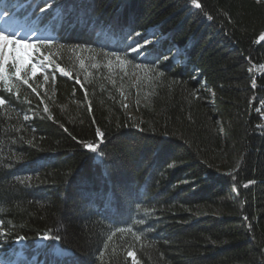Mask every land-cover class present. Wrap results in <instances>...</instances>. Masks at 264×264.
<instances>
[{
	"label": "trees",
	"instance_id": "trees-1",
	"mask_svg": "<svg viewBox=\"0 0 264 264\" xmlns=\"http://www.w3.org/2000/svg\"><path fill=\"white\" fill-rule=\"evenodd\" d=\"M198 3L52 0L57 39L33 54L48 79L11 62L0 78L1 246L53 264H264V0ZM152 33L126 106L95 66Z\"/></svg>",
	"mask_w": 264,
	"mask_h": 264
},
{
	"label": "rangeland",
	"instance_id": "rangeland-1",
	"mask_svg": "<svg viewBox=\"0 0 264 264\" xmlns=\"http://www.w3.org/2000/svg\"><path fill=\"white\" fill-rule=\"evenodd\" d=\"M41 2H43V0H29V1L0 0V23L3 22V20H6L5 21L6 23H4L2 30L10 34L19 33L20 31L19 28L26 24V27H24L25 29L24 32L26 30L28 31L24 34L25 36L31 35L32 32L38 29V32L41 34L39 35L41 38L43 39H47L48 37L56 38V35L53 32L52 23L50 21L43 22L45 13L43 14L39 13L38 17H35L34 15L35 11L38 9V6ZM29 6H31V11H29V13L26 16L19 15L20 9L23 8V11L25 12L26 10H28ZM54 17L59 18L58 11L56 12ZM17 19L19 21L16 22ZM18 23L20 25L17 27ZM19 34L21 35V33ZM153 41H155V43L157 42V40H153ZM23 51L27 52L26 50ZM141 51H143V49H141ZM31 54L33 56V51H31ZM129 54H134L137 57H131ZM177 54L178 52L176 53V56ZM79 58H80L79 60L80 66L85 69H88L89 68L88 59L86 58V55H80ZM137 58H143V57L139 56L135 51H131V50H128V52H112L107 57L102 59L104 60V62L99 63L95 66V68L98 69L100 76L102 75L107 80L112 81L114 84H118L121 92V96L124 98L126 106L134 104L135 102H141L142 100V97H140V92H141L140 80L143 77L144 69L141 67L140 62L137 61ZM95 59H97L96 55H95ZM28 68L31 69V65H29L26 69ZM0 75H1V67H0ZM29 75L32 77L31 70ZM3 252L4 249L0 247V263L2 262L1 260L3 259L2 257V255H4ZM5 257L8 259L12 257V254L7 252L5 254ZM13 257L15 258V256ZM136 259L131 257L132 264H139V262H137ZM139 261L141 260L139 259ZM15 262L17 261L15 260Z\"/></svg>",
	"mask_w": 264,
	"mask_h": 264
},
{
	"label": "snow or ice",
	"instance_id": "snow-or-ice-1",
	"mask_svg": "<svg viewBox=\"0 0 264 264\" xmlns=\"http://www.w3.org/2000/svg\"><path fill=\"white\" fill-rule=\"evenodd\" d=\"M191 6H194L195 9H201L202 6L200 3H198V0H191ZM52 7V0H43V7H40L38 9V12L40 14L46 13L49 8ZM209 20L212 19L211 16L207 17ZM62 26V25H61ZM135 35H140L139 32L136 33H129L128 37L126 39L130 40L131 37ZM155 33L149 34V37L144 40L143 43L136 44L134 47H131V51H135L139 56L142 57H152L154 53L152 50L147 48V44L149 43H155V41L152 40V36H154ZM55 37H48L47 39L41 38L38 34L35 35V39L31 35L25 36L20 35L19 33H7L6 31L0 30V57L3 58V61L5 64L12 63L15 68V74L17 77L21 75V72L25 70L29 65H31V75L35 77L37 73H41L43 75L45 69L43 64H39L33 62L34 57L31 53L24 52L23 50L26 49H33V50H39L38 46L40 44L44 43H51ZM264 39V38H262ZM143 49V51H141ZM163 59L167 60L168 57H164ZM53 72V76L58 72L60 75L64 77H70L71 73H68L65 71L63 67H58L56 69H50ZM43 78L45 80L48 79L47 75H43ZM25 84L28 83L27 80L24 81ZM79 83V81H77ZM4 100L0 99V104H3ZM96 136L99 138L100 141H103L105 133L103 131H100L99 129L96 130ZM83 147L89 150L92 153L98 154L102 156V153L98 152V144L96 143H84ZM23 237H20L19 240H23ZM44 241L55 239L58 241L60 237L57 235L55 237L45 235L41 238ZM56 255H65L70 254L66 253L64 250L57 248L55 250ZM133 253H129V256H132Z\"/></svg>",
	"mask_w": 264,
	"mask_h": 264
},
{
	"label": "bare ground",
	"instance_id": "bare-ground-1",
	"mask_svg": "<svg viewBox=\"0 0 264 264\" xmlns=\"http://www.w3.org/2000/svg\"><path fill=\"white\" fill-rule=\"evenodd\" d=\"M5 21H6V20H3V22L0 23V30H2V27L4 26V23H6ZM17 21H19V20L17 19L16 22H17ZM19 25H20V24L18 23V24H17V27H18ZM25 25H26V24H25ZM25 25H23V26H21V27L19 28V30H20L19 33L22 34V33H26V32H27V31L24 32V30H25V29H24V26H25ZM25 27H26V26H25ZM35 32L39 33V32H38V29L31 33V36L33 37V39L35 38L34 36L37 35V34H34ZM40 35H41V34H40ZM31 50H32V49H26V51L29 52V53H31ZM136 258H137V257H136Z\"/></svg>",
	"mask_w": 264,
	"mask_h": 264
}]
</instances>
